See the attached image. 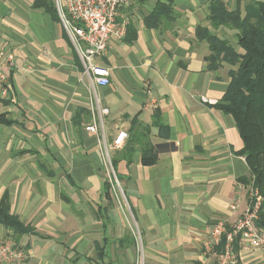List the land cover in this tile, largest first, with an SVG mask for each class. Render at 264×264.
Returning a JSON list of instances; mask_svg holds the SVG:
<instances>
[{
  "label": "crops",
  "instance_id": "obj_1",
  "mask_svg": "<svg viewBox=\"0 0 264 264\" xmlns=\"http://www.w3.org/2000/svg\"><path fill=\"white\" fill-rule=\"evenodd\" d=\"M33 1L0 0V70L8 73L0 113L13 120L0 123V199L32 228L13 242L25 251L21 264H133L135 240L126 237L134 227L143 264H216L221 250L208 243L210 232L218 220L229 229L249 196L238 180L248 175L239 133L215 107L230 66L208 69V44L195 31L210 27L213 0H173L157 26L146 18L165 0L119 7L125 35L96 59L109 68L105 86L81 76L56 12ZM222 1L244 14L253 0ZM211 32L239 49L234 31ZM100 107L108 113L89 133ZM119 130L127 136L109 155L128 216L104 190L102 140L110 144ZM144 151L152 163L142 162ZM9 234L0 224V238ZM236 254L237 264H264L258 248Z\"/></svg>",
  "mask_w": 264,
  "mask_h": 264
},
{
  "label": "trees",
  "instance_id": "obj_2",
  "mask_svg": "<svg viewBox=\"0 0 264 264\" xmlns=\"http://www.w3.org/2000/svg\"><path fill=\"white\" fill-rule=\"evenodd\" d=\"M172 2L173 0H165L157 3L146 18L147 24L157 26L163 14L172 15ZM33 5L55 12L52 0H34ZM248 5L251 9L242 14L238 6L232 9L222 0H213L209 4L207 16L210 27L198 25L195 31L198 39L208 44L207 68L215 70L223 63L230 66L227 88L215 107L232 119L239 133L242 147L236 153L244 156L248 175L238 180L247 187L257 189L262 196L256 225L264 228V0H253ZM210 28L234 31L240 50L232 46L228 40L211 32ZM0 123L10 125L13 120L0 113ZM133 141L134 138L130 139L131 143ZM127 148L129 145L123 152L129 156L133 150L130 148L131 151H128ZM147 155L146 151L142 152V162L152 163L155 156L150 154L151 156L147 158ZM111 162L116 170L115 159L111 158ZM117 176L120 180L118 174ZM104 190L109 197L111 186L107 178ZM0 224L12 232L14 242L21 235L32 231L29 225L21 222L17 215L10 212L6 195L0 199ZM126 239L134 246L132 234ZM223 242L224 237L219 243L220 250ZM236 242L237 239L234 245L237 251Z\"/></svg>",
  "mask_w": 264,
  "mask_h": 264
},
{
  "label": "built area",
  "instance_id": "obj_3",
  "mask_svg": "<svg viewBox=\"0 0 264 264\" xmlns=\"http://www.w3.org/2000/svg\"><path fill=\"white\" fill-rule=\"evenodd\" d=\"M57 17L62 27L76 50L82 63L81 76H84L92 85H108L109 68L97 62V58L107 52L110 39L123 38L126 27L124 22H117L116 16L118 8L129 4V0H52ZM12 54L7 55V60L11 61ZM7 71L0 70L1 94L6 91L2 83L7 82ZM98 114L92 113L91 122L86 126L89 133L98 132V123H101V116L108 113V108H98ZM99 117V121L97 119ZM127 133L119 130L110 144L104 140L103 149L106 158L107 179L111 186V191L115 196L125 198L121 182L114 169L109 151L112 148H120ZM249 203L247 208L232 223L229 229L226 228L223 220H218L211 232L208 243L218 245L224 237L222 249L217 256L216 264H237V254L234 249L235 240L238 246L248 250L258 248L264 252V228L256 225L258 211L262 202V196L258 190L252 186L248 187ZM118 203L123 207L126 198L118 199ZM236 204H230L233 210ZM135 240V247L142 252L140 234L137 229L132 230ZM209 248L210 245H206ZM25 251L15 246L9 239L0 238V264H21L25 259Z\"/></svg>",
  "mask_w": 264,
  "mask_h": 264
},
{
  "label": "rangeland",
  "instance_id": "obj_4",
  "mask_svg": "<svg viewBox=\"0 0 264 264\" xmlns=\"http://www.w3.org/2000/svg\"><path fill=\"white\" fill-rule=\"evenodd\" d=\"M103 158H104V162H105V165H106V158H105V156H103ZM105 165H104V174H105V177L107 178V171H106V168H105ZM111 194H112V198H113V200H114V202L116 203V204H119L120 205V203H118V199L121 201L122 199L124 200L125 198L124 197H122L121 198V196L119 195V193H118V196H115L114 195V193L111 191ZM123 210H124V213L126 214V216H128L127 215V212H128V210L126 209V205H124L123 204ZM129 218V217H128ZM133 223V222H132ZM130 225H132L131 223H130ZM131 228H133V226L131 227ZM133 230H135V227L133 228ZM12 236V237H11ZM9 237H11V239L10 238H8L7 236L6 237H3L2 239H9V240H11L12 242H14V240L12 239L13 238V235H10L9 234ZM15 246H17L18 247V245H16L15 244ZM20 247V246H19ZM21 248V247H20ZM133 260H134V262H133V264H143V255H142V252L140 251V250H138L136 247H134V252H133Z\"/></svg>",
  "mask_w": 264,
  "mask_h": 264
}]
</instances>
